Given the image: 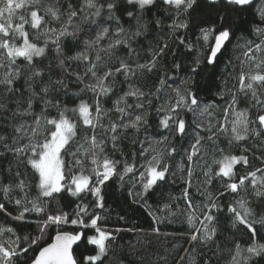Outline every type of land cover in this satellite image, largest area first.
I'll return each instance as SVG.
<instances>
[{
    "label": "snow or ice",
    "instance_id": "snow-or-ice-1",
    "mask_svg": "<svg viewBox=\"0 0 264 264\" xmlns=\"http://www.w3.org/2000/svg\"><path fill=\"white\" fill-rule=\"evenodd\" d=\"M157 2L126 0L131 6L125 9L130 25L126 29L121 15H117L121 11L118 0H0V113L12 121L11 134H0V147L33 174V182L29 183L23 178L24 173L19 170L15 173V188L22 195L14 201L10 196L13 186L0 187L4 198L17 206V214L12 215L2 202L0 213L20 222L17 226L0 225V264H23L29 259L30 264H104L110 242L116 240L119 232L131 231L121 228L109 230L103 225L104 217L96 209L106 210L105 186L113 177L124 181L125 176L132 174L130 179L138 181L146 193L169 175V166L162 159L165 152L169 157L177 153L175 144L171 143L173 137L163 135L155 143L164 147L151 159L147 156L154 151L152 141H148L147 148L144 147L145 142L140 141V151L131 155L132 163L113 159L107 154V144L110 142L112 150L118 151L117 141L129 129L134 134L147 131L150 110H154L158 117V127L179 137L188 134L182 113H192L194 119L197 114L213 117L207 124L195 120V128L199 131L195 142L186 150L187 179L184 182L187 187L183 194L188 211L187 222L192 230L191 242L207 244L213 241L216 213L225 210L217 203L218 197L207 193V186L213 180H219L232 193L241 189L247 192L251 188L250 194L264 199V175L257 177V172L264 173V170L249 171L237 177L236 166L248 165V157L233 155L218 144L221 136L227 139L228 145L250 136L264 140V27L257 26L250 33L256 39L246 41L244 59L241 60L249 70L241 68L238 86L230 90V99L221 110L222 118L216 119L213 113L219 106L201 107L192 82L202 66H215L219 62L235 33L227 27L200 26L201 35L196 44L177 36L181 30L189 29V18L198 0H160L166 6L164 12L171 21L167 24L170 34L194 54L193 75L182 81L186 86L173 87L172 95L164 97L163 103H156L161 100L166 87H172L167 84L171 79L167 73L159 78L154 91H145L130 83L138 71L153 72L158 59L163 58L165 50L170 48L168 43L159 41L155 46L150 45L152 58L141 63L140 52L135 46L140 43L139 38L146 37L150 31L143 20L144 12L156 6ZM222 2L231 5L236 12L256 8L259 23L264 25V3L257 7L255 0H208L210 5ZM107 21L112 24H107ZM132 22H135V30H131ZM151 23L155 29H160L164 22L156 18ZM84 31L95 35L85 41L83 51L66 58L84 63L86 68L83 74H76V80L84 85L76 93L80 97L79 103L68 108L49 98L56 85L66 87L63 80L52 81L49 77L48 82L43 83L44 73L37 68L36 61L45 56L50 45L57 56H63L62 40L72 38L78 41ZM42 37L43 46H40ZM122 50H126L124 56L119 55ZM114 58L118 61L115 65L111 64ZM64 62L61 59V66ZM172 67L179 71L181 64L174 61ZM120 76L124 77L120 83H128V91L113 102V108H104L102 98L113 94ZM22 78L25 86H17V81ZM81 93L92 95L85 99ZM238 93L248 100L250 107L237 108ZM218 96L224 98L223 93H218ZM128 97L134 103L129 102ZM50 109H55V114ZM252 109H256L255 114ZM205 140L215 147L211 150V163L205 160L201 169L205 188L198 189L207 202L198 205L190 198L188 188L192 187L194 167L207 154L203 151L202 142ZM137 156L145 157L139 167ZM121 163L122 169L119 168ZM128 194L142 198V193L130 191ZM65 196L77 201L71 212L59 206L51 208L53 201L59 205ZM133 202H137L135 198ZM226 211L230 214L232 228L242 237H248L243 244L234 240L233 246L226 249L230 253L228 264H264V214L255 213L246 198L238 200L236 205H229ZM30 214H34V218L29 219ZM149 215L153 213L149 212ZM197 222L200 227H197ZM23 224H34L37 233L22 235L19 228ZM68 226H71V231L67 230ZM50 230L55 232L54 237L50 242L42 243L50 235ZM86 230L92 234H86ZM82 241L91 248L87 249V254L77 256L73 246ZM201 264L208 262L202 261Z\"/></svg>",
    "mask_w": 264,
    "mask_h": 264
},
{
    "label": "trees",
    "instance_id": "trees-1",
    "mask_svg": "<svg viewBox=\"0 0 264 264\" xmlns=\"http://www.w3.org/2000/svg\"><path fill=\"white\" fill-rule=\"evenodd\" d=\"M102 2H106V0H102ZM118 2L120 3L121 11L117 15H121L123 26L129 29L130 25L125 9H130L131 6L126 3V0H118ZM255 2L257 7H259L261 3H264V0H255ZM165 7L158 0L156 6L145 10L143 20L148 24L150 31L146 37L139 38L140 43L135 46L137 51L140 52L139 59L141 63L152 58L150 45L155 46L159 41L160 43H168L170 48L165 50L166 55L163 58L158 59L157 68L153 72L140 73L138 71L137 76L130 81L131 84L145 91H154L158 85L159 78L167 73V77H171V79L167 80V84L172 87H166L161 100L156 103H163L164 97L172 95L173 87H185L186 85L182 84V81L188 80L193 75L191 69L194 62V54L189 52L184 45L179 43L178 39L170 34L167 24L171 21L164 12ZM156 18L164 22L160 29H155L151 23ZM189 20V29L181 30L177 33V36H182L193 44L197 43L201 35L200 26L227 27L235 33L231 43L227 45V50L219 58V62L215 66H202L199 70V75L192 82V87L200 98L201 107L204 105H218L219 107L215 109L213 116L216 119H220L222 118L221 110L230 99V90H233L234 86H238V73L242 67L245 71L249 70L247 64H241V60L244 59L243 52L246 41L249 39L255 40V35H250V33L253 32L255 27H264V25L259 23L256 8L236 12L231 5H225L223 2L217 5H210L208 0H198V5L191 12ZM106 23L112 24L111 21ZM131 30H135V22H132ZM94 35V32L84 31L80 33L78 41L66 38L62 40L63 56H57L54 47L50 45L46 50L45 56L37 59L36 66L38 69L43 70L44 73L43 83H47L48 78L51 77L52 81L63 80L66 85V87L56 85L54 90L49 93V98L53 101H59L61 105H66L68 108L75 107L79 103L80 97L76 93L80 92L84 85L76 80V74L85 72V64L66 58L83 51L85 49V41L89 37H94ZM43 39L42 37L40 46H43ZM125 54L126 50H122L119 53L120 56ZM61 59L65 61L63 66H61ZM133 59L136 58L134 57ZM174 61L181 64L179 71L172 67ZM117 63L118 61L115 58L111 61L113 65ZM25 72H27V69H25ZM85 79L87 80L88 78L85 77ZM123 80L124 77H118L113 94L102 98L104 108H113V102L128 91V83L119 82ZM17 86H25L23 78L17 81ZM218 93H223L224 98L220 99ZM91 95V93H81V96L85 99H88ZM237 95L239 100L238 109L250 107L248 100L243 95L239 93ZM128 101L134 103L131 97H128ZM9 107H12V105L10 104ZM50 111L55 114V109H50ZM150 111V126L147 131L142 130L141 133L134 134L129 129L127 134L122 135L117 141L119 145L118 151L114 152L112 150L110 142L107 144V154L113 159L127 160L132 163L131 155L140 151V141L145 142L144 147L146 148L148 147V141H152V149L154 151H150L147 156L148 159H151L152 155H157L163 149L164 146L162 144L155 143L163 135L173 137L171 143L175 144L177 153L169 157L165 152L162 159L169 166V175L165 181L158 182L156 186L146 193L138 181L130 179L132 174L125 176L124 181H120L118 177H113L105 186L107 193L105 197L106 210L96 209L104 217L103 225L109 230L121 228L131 229V231L119 232L116 240L110 242L109 253L104 259V264H193V260H195V264H201L202 261H207L208 264H228L230 253L226 249L233 246L234 240H239L243 244L248 237H242L241 233L236 232L232 228L230 214L226 211V208L229 205H236V202L241 198H246L255 213L264 214V199L250 194L251 188H248L247 192L241 189L238 193H232L226 190L219 180H213L212 184L207 186V193L218 197L217 203L225 210L216 213V220L214 221L216 235L213 237V241L207 244L199 241L191 242L190 233L192 230L188 226V211H186V202L183 194V190L187 187L184 182L187 179L186 150H189L195 142L196 132L199 131L195 128V120H201L207 124L213 117L207 114L203 116L197 114L194 119L192 113H182L186 119L188 134L184 137H179L175 136L174 133H167L158 127V117L154 110ZM255 112L256 109H252V113L255 114ZM110 115H115V113H110ZM11 123L12 121L7 120L4 114L0 113V134L10 135ZM105 123H107V118ZM252 127H255V125H252ZM81 134H83V130H81ZM202 134L207 135V133ZM202 143L204 145L203 151L207 154L204 156V160H201L194 167L192 187L188 188L190 198L198 205L207 202L205 196H202L198 189L203 190L205 188L202 183L205 177L202 175L201 169L205 160L209 164L211 163V150L215 147L207 140ZM218 144L219 147L226 148L233 155H246L248 157V165L241 164L236 166L237 177L246 175L249 171L264 170V140L250 136L244 141L233 142L232 145H228L227 139L221 136ZM0 153H4L0 155V187L12 185L13 191L10 196L12 201H14L15 198H19L22 195L15 188L17 181L15 173L18 170L24 173L23 178L29 183L33 182V174L30 169L18 164L12 154L5 152L3 147H0ZM144 160L145 157L137 156V167ZM182 165L185 166L183 169ZM119 168H123V163L119 165ZM9 169H11V172ZM262 175L264 173L257 172V177ZM130 191L142 193V198L129 196L128 193ZM220 193H223V195H220ZM134 198L137 201L136 203L133 202ZM12 201L5 199L3 193L0 192V202L5 203L12 215H16L17 206ZM76 202L74 198L65 196L59 205L53 201L51 208L55 209L59 206L71 212ZM165 205L169 207L165 208ZM149 212L153 213V215H149ZM32 218H34V214L29 215V219ZM19 223L13 221L11 216L0 213V225L17 226ZM197 227H200L198 222ZM67 230L71 231V226H68ZM19 231L22 235H35L37 233L34 224H23L20 226ZM86 234L91 235L92 232L86 230ZM54 235L55 232L50 230V235L45 237L42 243L50 242ZM90 248L91 246H87L86 242L82 241L75 247V254L77 256L80 253L87 254V249ZM221 249L225 250L221 251ZM23 264H30V259L24 260Z\"/></svg>",
    "mask_w": 264,
    "mask_h": 264
},
{
    "label": "water",
    "instance_id": "water-1",
    "mask_svg": "<svg viewBox=\"0 0 264 264\" xmlns=\"http://www.w3.org/2000/svg\"><path fill=\"white\" fill-rule=\"evenodd\" d=\"M77 245H74L73 247H74V249H75V247H76Z\"/></svg>",
    "mask_w": 264,
    "mask_h": 264
}]
</instances>
